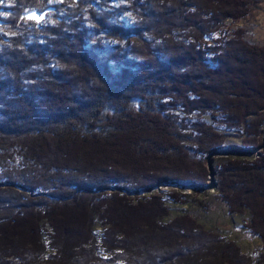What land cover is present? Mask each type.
I'll return each instance as SVG.
<instances>
[{"label":"trees","instance_id":"1","mask_svg":"<svg viewBox=\"0 0 264 264\" xmlns=\"http://www.w3.org/2000/svg\"><path fill=\"white\" fill-rule=\"evenodd\" d=\"M139 2L0 0V264H187L194 256V239L164 223L170 212L162 197L134 202L118 190L200 180L194 170L203 172L205 157L226 148L224 138L176 112L216 119L219 106L202 98L215 86L199 96L191 89L229 73L222 63L231 55L227 46L212 50L207 68L200 46L154 51L145 36L166 42L181 34L173 27L180 19L193 24L198 13L176 7L165 24L163 16L147 26L134 11ZM33 13L42 19H28ZM229 95L233 104L237 95ZM220 110L226 124L236 120ZM217 174L219 200L255 212L252 228L264 239V154Z\"/></svg>","mask_w":264,"mask_h":264},{"label":"rangeland","instance_id":"2","mask_svg":"<svg viewBox=\"0 0 264 264\" xmlns=\"http://www.w3.org/2000/svg\"><path fill=\"white\" fill-rule=\"evenodd\" d=\"M224 2V0H140L134 11L143 21H146V25L148 23L150 26H154L156 23H162L163 19L161 20V18L163 16L172 17V14L175 13L171 11L176 7L182 8L183 11L187 10V7L189 9L192 6L196 7L195 9L192 8L191 11L198 13L196 20L192 21L193 24L188 22L189 19H180V24L176 27L173 26L181 31L180 35L174 33L173 38L172 36L168 38L167 35L166 42L162 40V43L156 42V44L152 42L151 38L145 36L144 42L149 47H154V51L158 47L170 52L168 50L172 49V45H179L183 48L182 50L188 51L200 46V53H203L204 56L202 64L210 68L214 61L212 50L227 46L226 52L229 51L231 59L229 61L225 58L222 65L223 67H230L232 71L229 69V73L227 71L222 72L220 77L207 76L202 81L195 82L191 89L199 96L203 94L204 90L209 93L206 87L215 86L216 89L214 90L217 93H214L213 96L211 94L203 95L202 98H204L203 100L211 99L219 106L215 112L216 119H213L212 122L208 115L200 116L197 113H192L190 116L183 115L182 109L176 113L178 117H185L188 123L202 120L207 126L214 125L213 127L217 128L224 138L222 143L225 144L226 148L221 152L226 150L228 152L218 153V151L210 157L206 156L203 161L204 171L194 170L200 174V180H194L198 188H183L165 182L155 185L151 192L145 190L140 193H126L121 190L122 188H119L120 193H118L120 196L124 194L125 198L134 202L136 199L151 195L164 199L170 212L164 223L174 222V229L184 231V234L188 236H185L188 242L190 243L194 239L196 244L193 250L194 256L186 261L187 264H264V239L258 238L254 233L257 230L252 228L249 216V211L252 212V210L242 209L238 213L236 212L237 208L226 207L219 200L217 189L219 184L217 173L222 165H230L231 162L243 164L256 162L264 154V0H230L229 3L225 4ZM220 9L223 11L221 12ZM207 12L212 13L211 17L202 18L201 15ZM168 17L164 19L162 24H165L166 19H170ZM192 26L195 32L190 35L189 30ZM184 29L185 31L182 33ZM235 55L237 57L243 55L247 61L239 62L237 60L235 62L232 60ZM188 65L193 69L199 70L200 68L199 64L195 67L191 64ZM192 73V71L189 72V75L193 77ZM178 77H181L179 79L183 82L184 77ZM217 80L219 85L215 83ZM220 83H224V88L221 89ZM166 85L168 86V83ZM232 93L237 95L235 102L232 100L236 106L230 102L231 96L229 94ZM227 97L230 99L229 101ZM189 99L191 100V98ZM178 102L184 103L183 105L181 103V106H190L188 102L185 103L182 100ZM220 105L225 107V113L229 117L231 114L236 115L234 122L226 124L225 115L220 110ZM226 126H234L235 128L228 129ZM231 146L254 147L256 151L247 153L242 152L241 149L232 153L229 149ZM188 153L192 155L190 152ZM209 163L212 165L213 175H211ZM200 185L204 187L200 188ZM133 187L135 190L141 189L137 186ZM133 187L128 185L126 188L133 190ZM16 189L20 191L19 188ZM114 190L108 189L107 192L112 193L115 192ZM180 196L182 197L178 198ZM172 198L177 199V201H173ZM255 208L257 209V206ZM75 209L76 206L71 207V211ZM252 213L255 215V220L256 217L259 218L255 212ZM263 213L264 209L260 215ZM259 223L263 225L262 220H259ZM94 231L95 233L102 231L97 220Z\"/></svg>","mask_w":264,"mask_h":264},{"label":"water","instance_id":"3","mask_svg":"<svg viewBox=\"0 0 264 264\" xmlns=\"http://www.w3.org/2000/svg\"><path fill=\"white\" fill-rule=\"evenodd\" d=\"M224 152H228V150L224 151ZM224 152H221L219 151L218 153H224ZM209 168H210V172H211V175H213L214 171H213V168H212V165L211 163H209ZM169 183H172V184H176L180 187H183V188H198L197 184L194 182V181H178V180H174V181H170ZM121 189V188H120ZM121 190H123L124 192L126 193H140L142 191H145V189L141 188V189H138V190H131V189H128V188H122Z\"/></svg>","mask_w":264,"mask_h":264},{"label":"snow or ice","instance_id":"4","mask_svg":"<svg viewBox=\"0 0 264 264\" xmlns=\"http://www.w3.org/2000/svg\"><path fill=\"white\" fill-rule=\"evenodd\" d=\"M28 19H33V20H36L37 22H39V20H41L42 17H38V16H36V15L33 13L32 15H30V16L28 17Z\"/></svg>","mask_w":264,"mask_h":264}]
</instances>
